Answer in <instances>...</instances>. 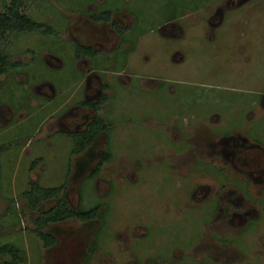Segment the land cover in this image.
<instances>
[{
	"label": "rangeland",
	"instance_id": "obj_1",
	"mask_svg": "<svg viewBox=\"0 0 264 264\" xmlns=\"http://www.w3.org/2000/svg\"><path fill=\"white\" fill-rule=\"evenodd\" d=\"M105 1L25 0L21 10L54 33L12 32L0 41L12 61L0 76V246L20 248V264H264V0H135L139 23L153 29H138V75L126 93L117 76L116 91L91 75L89 89L62 76L70 42L103 51L117 43L110 23L89 16ZM174 1L189 15L175 21L186 33L170 40L163 33L178 25L161 23ZM8 2L0 0V11ZM196 4L202 8L191 14ZM220 7L215 33L208 18ZM115 17L132 20L125 11ZM52 53L64 63L50 64ZM105 78L114 84L111 73ZM98 87L115 92L99 111L111 129L75 152L95 115L79 103L97 99ZM179 117L195 123L167 126ZM227 135L240 152L223 153ZM30 179L65 189L39 195L32 209ZM60 198L76 210L102 203V215L44 225L57 237L46 247L35 219Z\"/></svg>",
	"mask_w": 264,
	"mask_h": 264
},
{
	"label": "trees",
	"instance_id": "obj_2",
	"mask_svg": "<svg viewBox=\"0 0 264 264\" xmlns=\"http://www.w3.org/2000/svg\"><path fill=\"white\" fill-rule=\"evenodd\" d=\"M24 2L25 0H9V2L5 4L4 10L0 11V41L4 35L12 32H35L41 30L44 32H49L52 30L47 23L41 22L23 12L21 10V6L24 4ZM91 17L97 21L108 19L107 12L91 13ZM84 49L88 50L89 52L94 51L92 47L79 46L78 54L80 55ZM11 68L12 61L10 60V54L0 47V74L10 71ZM104 99L105 96L101 97L97 103L90 104L95 110H98ZM105 129H107L106 123L101 117L97 116L95 120L88 125V128L85 131L78 134L77 138L75 137L77 140V148H75V152H80L87 145L93 143L97 137V134ZM106 159L107 157H104L98 163L94 172H97L101 168ZM64 186L65 185L45 187L31 180V189L27 190L24 194L29 200L30 207L32 209H37L39 207V195H42L43 199L57 197L65 189ZM102 206V203H98L94 206L80 207L76 210L71 207L66 199L60 198L55 206H53L48 211L42 212L40 216L35 219V223L37 224L35 233L42 240L44 246L50 247L56 243L57 237L52 232L45 231L43 229L44 225L47 226L52 222H60L69 218H78L83 221H90L102 215L99 213ZM102 227L103 226H101V228ZM101 228L99 230H101ZM94 247V241H92L90 250H93ZM0 255L6 258V260H4V262L1 264H20L24 259L22 250L11 244L1 245Z\"/></svg>",
	"mask_w": 264,
	"mask_h": 264
},
{
	"label": "flooded vegetation",
	"instance_id": "obj_3",
	"mask_svg": "<svg viewBox=\"0 0 264 264\" xmlns=\"http://www.w3.org/2000/svg\"><path fill=\"white\" fill-rule=\"evenodd\" d=\"M110 1V0H109ZM107 0L104 2V6H105V8L104 9H102V10H99V11H95V12H90L89 13V16L91 17V13H100V12H107V16H108V19H105V20H98V21H104V22H106V23H110L112 26H113V29L116 31V33H117V35H118V39H117V43L114 45V47L112 48V52H114V51H116V50H119L121 47H123L124 45H126L127 46V48L128 49H131L132 47H133V45H135V42L134 43H131L129 40H127L128 39V37H129V35H135V36H137L138 37V35H137V32L139 31L138 29L137 30H134V25H139V21H137L138 20V18H137V14H135L134 12L132 13V20H130L129 22H126L125 24H123V23H119V21L116 19V17H115V14L117 13V12H119L120 10H116V9H112V10H110V9H107V7H106V4H107ZM5 3V2H4ZM232 3V5H233V2H231ZM179 5H180V3H179ZM179 5L174 1V2H172V3H170V5H169V9H168V11L169 12H171L170 13V16L168 17V21H166L165 23H161V27L162 26H165V25H167V26H174V24H177V23H175V21H177V19H183L184 17L186 18L189 14H187L186 13V10L185 9H189L188 7H186V8H184L183 10H179ZM228 5H231V4H229L228 3ZM181 6H182V4H181ZM227 6V5H226ZM202 7L200 6V7H195L194 9L195 10H191V14H193V13H198L199 12V10L201 9ZM222 8L220 7L217 11H216V13L215 14H212L211 16H209V18H208V24L209 25H214L212 28H214V30H213V32H217V30H215V27L217 28L218 26H219V24L218 23H216L215 22V20H214V18H216L217 17V15L220 13V21L222 20L223 21V19L225 18L224 17V15L225 14H222ZM121 12V11H120ZM126 12V11H125ZM218 13V14H217ZM131 14V13H130ZM224 17V18H223ZM92 18V17H91ZM93 19V18H92ZM94 20V19H93ZM187 20V19H186ZM94 21H97V20H94ZM218 22H219V20H218ZM48 24V23H47ZM50 27H51V29L53 28L50 24H48ZM178 25V27H177V29H178V31H176L175 32V30L173 29V27H171V29H169V31L167 32V34H165V33H163V37H168L170 40L172 39V40H174V39H177V38H180L182 35H184L185 33H186V31H184V28H186L187 26H186V23L184 22V21H180V23H178L177 24ZM146 26V25H145ZM148 26V25H147ZM152 29H153V27H151ZM164 28V27H163ZM162 28V29H163ZM141 31V30H140ZM41 33H47V34H50V33H54V31H53V29L51 30V31H49V32H44V31H40ZM142 33H145V31H143V32H141V34ZM207 34V33H206ZM207 36H209V35H207ZM212 37H214V38H217V35L216 34H214ZM71 43V46H72V48H73V51H74V55L72 54L71 55V53H70V51H68V55H66V58H67V60L65 59V56L63 57V55H56V53H52V56L50 57L51 58V60H47L50 64L52 63L53 64V61L54 60H58V59H60L61 61H62V63H60L61 65L64 63L63 62V58L65 59V62H66V66H65V68H66V70L68 69V71H69V73H66V74H63L62 76H65V82L67 83V84H78V83H82V84H84V85H87L88 86V89H89V87L90 88H94L95 87V85L92 83L93 82V79L91 78V76H93V78L95 79H97L98 81H100L101 82V84H99L101 87H105L106 85H108L109 86V88H112V89H114V84H116V82H117V79H116V76L118 77V79H119V81L121 80V78L123 79V80H125V81H127V83L128 84H130V83H132V75L134 76L135 74H137L138 75V73L136 72V69L134 68V67H130L129 68V70L126 72V71H123V70H115V71H110V72H105L104 70H102V69H100L101 71H99V67H97V66H99L97 63H96V61L94 60V58H96V57H98L99 55H100V53H103L104 51H106V50H102V49H98V48H96V47H94L93 45H89V44H84V43H77V42H70ZM137 43H138V41H137ZM136 43V44H137ZM79 46H82V47H92L93 49H94V51H88V50H86V49H84L83 50V52L79 55L78 53H79V51H78V48H79ZM116 46V47H115ZM123 48H121V50H122ZM177 53H180V50L179 51H177ZM78 55V56H77ZM56 58V59H55ZM79 61H83V63L84 62H86V63H88L89 65H90V69H87L86 71L88 72V73H86V71H84L82 68H80V69H78L79 67H76V65H74L75 63H77V62H79ZM56 62V61H55ZM60 64L58 65V66H60ZM68 66V67H67ZM79 66V65H78ZM61 67V66H60ZM76 67V68H75ZM72 68L76 71V74H75V76H73V73H70V70H72ZM77 69H78V71H77ZM57 70V69H56ZM62 70H59V71H53V75H58V74H60V72H61ZM64 71V70H63ZM10 71H8V72H6V73H3V74H0V76L1 75H6V74H8ZM124 72H126V74H124ZM108 73H111L112 74V78L114 79L113 80V83L114 84H111V83H108V82H103L104 81V79H106L105 77H107V74ZM113 73H115V74H113ZM117 73V74H116ZM91 75V76H90ZM61 76V77H62ZM99 76H104V78L103 77H99ZM85 78H87V80L85 79ZM147 79H152V78H147ZM53 81V80H52ZM86 81H87V83H86ZM54 82V81H53ZM120 83H121V81H120ZM72 84V85H73ZM71 85V86H72ZM98 85V86H99ZM98 88H100V87H98ZM115 90V89H114ZM101 93V88H100V91H99V94ZM114 93V92H113ZM98 94V95H99ZM105 96V99L103 100V102L100 104V108L98 109V110H95L92 106H91V104L90 103H97L100 99H101V97H104ZM113 96V94H111V97ZM111 97L109 96V93L108 92H105V93H103V94H100L99 96H98V98L97 99H83L82 101H80V103L79 104H81L83 107H86V108H88V109H91V110H93L94 112H95V115H94V117H93V119L91 120V122H89L88 124H90V123H92L94 120H95V118L97 117V116H99V117H101L103 120H104V122L106 123V125H107V129H105V130H102L101 132H99L98 134H97V136L100 134V133H102V132H104V131H106V132H109L110 131V129H111V127H110V124H112L111 122H110V120H108L107 119V117H103L100 113H99V111L101 110V108H102V106L107 102V101H111L110 99H111ZM92 98V97H91ZM112 126V125H111ZM68 134H70V135H75V134H77V133H74V132H72V133H68ZM225 137V139L226 138H229L230 136L229 135H227V136H224ZM97 138V137H96ZM227 140V139H226ZM226 140H223V141H225L224 142V144H225V146L223 147V153L224 152H231V153H233L235 150L238 152H240L241 150H242V148L241 147H239V140H237L238 142H230V141H226ZM95 141V140H94ZM92 144V143H91ZM234 144V145H233ZM88 146V145H87ZM230 146H235L234 148H235V150L233 149V150H230ZM227 150H229V151H227ZM239 155V154H238ZM30 180H32V179H30ZM98 218V217H97ZM96 219V218H95ZM94 220V219H93ZM56 236V235H55Z\"/></svg>",
	"mask_w": 264,
	"mask_h": 264
},
{
	"label": "crops",
	"instance_id": "obj_4",
	"mask_svg": "<svg viewBox=\"0 0 264 264\" xmlns=\"http://www.w3.org/2000/svg\"><path fill=\"white\" fill-rule=\"evenodd\" d=\"M107 4L106 7L107 9H116V10H120V11H126L132 13L134 12L135 14H138V8L137 6H133V3L136 4L135 0H107ZM179 5V3H177ZM201 4H196L195 7H200ZM139 21V20H137ZM143 25V27L141 26ZM153 27V25L151 26H145L144 22L143 23H139V25H134V30L137 29H141V32L146 31L147 29ZM144 29V30H143ZM137 39L138 37L135 35H129L128 39L131 43L135 42V45H133V47L131 49H128L126 45H124L122 50L121 48L119 50H116L114 52H112V48L107 49L106 51H104L103 53H100V55L96 58H94V60L96 61V63L99 65L97 67H99V71H101L100 69L104 70L105 72H110V71H115V70H123V71H128L129 68L132 66V60L133 57L136 53V48H137ZM116 47V46H115ZM136 69V68H135ZM115 74V73H113ZM117 74V73H116ZM99 77H103L104 76H99ZM126 83H122L123 84V88H120L119 90H124L125 93L127 91V89H129V86H132V83L128 84L127 81H125ZM129 85V86H128ZM116 87H120L117 84H114V89L116 91ZM115 95V92L113 93V96ZM116 106V112L118 113V109H119V104H115ZM175 121H177V123H173L170 122L169 124H167V126H180L178 123L180 121H183V123H187L189 125V122L191 123H195L194 119H188L186 117H183L181 119V117H179L178 119L175 118Z\"/></svg>",
	"mask_w": 264,
	"mask_h": 264
}]
</instances>
